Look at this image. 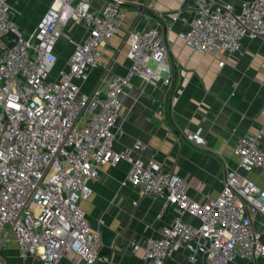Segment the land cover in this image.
I'll return each mask as SVG.
<instances>
[{
	"label": "built area",
	"instance_id": "obj_1",
	"mask_svg": "<svg viewBox=\"0 0 264 264\" xmlns=\"http://www.w3.org/2000/svg\"><path fill=\"white\" fill-rule=\"evenodd\" d=\"M139 1L107 0L93 11L89 0H50L35 29L25 34L12 20L8 0H0V264L9 259L61 264L69 252L84 264H112L111 256L101 253V235L91 229L80 204L90 197L101 169L119 162L129 165L122 185L138 188L134 206L151 196L162 202L157 218L170 204L179 215L160 237L147 239V264H164L180 250L187 252L189 264L264 258L261 234L253 228L255 217L264 216V191L246 178L254 169L264 170L262 131L237 139L233 154L238 162L225 169L222 189L209 203L190 198L182 178L135 157L144 149L141 142L113 149L115 121L133 79L151 88L170 86V48L157 26L129 32L130 66L104 92L81 91L90 73L101 67V48L121 28L122 6ZM182 1L192 3L193 17L182 38L193 52L234 55L245 38L264 39V0L244 1L238 11L217 0ZM141 2L144 11H152L153 0ZM140 15L136 12L134 19ZM69 25H83L85 37L65 36L72 51L56 70L54 49ZM182 138L205 146L199 131L183 130ZM184 215L199 224L185 222Z\"/></svg>",
	"mask_w": 264,
	"mask_h": 264
},
{
	"label": "crops",
	"instance_id": "obj_2",
	"mask_svg": "<svg viewBox=\"0 0 264 264\" xmlns=\"http://www.w3.org/2000/svg\"><path fill=\"white\" fill-rule=\"evenodd\" d=\"M107 0H89L93 11L101 9ZM238 11L240 4L250 0H217ZM11 17L25 33L33 31L46 13L50 0H8ZM152 11H144L141 0L137 5L124 4L121 28L101 48V67L93 70L81 91L91 94L104 92L109 82L123 75L130 66L127 59L129 32L157 26L169 45V63L172 71L170 86H146L135 78L133 87L122 100V107L115 121L117 130L113 143L115 151L131 147L139 141L144 149L135 157L144 163L154 162L166 171L182 178L187 184V195L199 203H209L219 195L225 169L234 167L238 160L233 148L239 137L257 136L260 132L264 150V39L242 41L240 52L227 55L193 52L182 38L193 17L190 1L153 0ZM178 14L176 20L171 15ZM140 17L134 19V14ZM64 37L55 46L56 70L65 66L72 51L65 36L81 41L85 37L83 25H69L63 29ZM223 61V67L218 62ZM162 113V117L158 115ZM183 130L200 132L204 147L194 146L182 138ZM129 172V165L119 162L106 165L91 183L90 197L83 199L80 208L92 230L100 226L115 233L110 247L102 245L101 253L109 254L112 264H147L143 261L144 246L149 238L160 237L179 216L170 204L161 218L157 214L161 200L156 197L139 199L138 188L122 185ZM246 178L264 191V170L254 169ZM185 222L197 226L199 222L184 215ZM264 216L257 215L253 228L261 234L264 245ZM11 254L15 245H11ZM187 252L180 250L164 264H189ZM12 264H18L16 260ZM25 264H38L27 259ZM61 264H84L74 253L65 255ZM234 264H264V258L251 261L237 259Z\"/></svg>",
	"mask_w": 264,
	"mask_h": 264
},
{
	"label": "water",
	"instance_id": "obj_3",
	"mask_svg": "<svg viewBox=\"0 0 264 264\" xmlns=\"http://www.w3.org/2000/svg\"><path fill=\"white\" fill-rule=\"evenodd\" d=\"M98 232L101 235V244L105 247H110L114 241L115 233L104 226H100Z\"/></svg>",
	"mask_w": 264,
	"mask_h": 264
},
{
	"label": "rangeland",
	"instance_id": "obj_4",
	"mask_svg": "<svg viewBox=\"0 0 264 264\" xmlns=\"http://www.w3.org/2000/svg\"><path fill=\"white\" fill-rule=\"evenodd\" d=\"M4 256H8V254L4 253ZM9 264H12L10 259H9Z\"/></svg>",
	"mask_w": 264,
	"mask_h": 264
}]
</instances>
